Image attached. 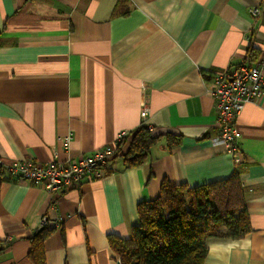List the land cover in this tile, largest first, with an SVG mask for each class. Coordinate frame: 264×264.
I'll list each match as a JSON object with an SVG mask.
<instances>
[{
  "label": "crops",
  "instance_id": "0c3cea01",
  "mask_svg": "<svg viewBox=\"0 0 264 264\" xmlns=\"http://www.w3.org/2000/svg\"><path fill=\"white\" fill-rule=\"evenodd\" d=\"M249 44L264 54V0H0L6 163L75 159L141 125L160 136L142 164L118 158L110 174L53 199L0 166V264H33L44 217L56 228L46 264H122L109 237L132 236L138 203L164 181L200 186L236 170L252 230L209 237L203 264H264V92L238 117L239 162L213 141L212 76L246 63ZM167 133L179 143L168 146Z\"/></svg>",
  "mask_w": 264,
  "mask_h": 264
},
{
  "label": "trees",
  "instance_id": "16d2710c",
  "mask_svg": "<svg viewBox=\"0 0 264 264\" xmlns=\"http://www.w3.org/2000/svg\"><path fill=\"white\" fill-rule=\"evenodd\" d=\"M260 53L249 44L247 64ZM167 145L179 143L180 136L167 133ZM160 136L141 125L118 145L113 159L128 167L142 164ZM112 169L107 170L110 174ZM139 223L130 238L110 236L109 244L122 264H203L207 239L211 236L241 238L251 230L245 189L238 170L228 178L200 186L164 181L160 194L137 205ZM56 228L42 225L30 238L29 258L46 264V241ZM7 245L0 242V253Z\"/></svg>",
  "mask_w": 264,
  "mask_h": 264
},
{
  "label": "built area",
  "instance_id": "2783aa9c",
  "mask_svg": "<svg viewBox=\"0 0 264 264\" xmlns=\"http://www.w3.org/2000/svg\"><path fill=\"white\" fill-rule=\"evenodd\" d=\"M253 17L260 15L258 7H252ZM211 94L217 109L219 132L213 141L222 144L240 161V133L236 127L239 115L247 103L255 102L264 92V54L252 65L247 63L231 66L228 70L216 73L211 79ZM149 108L143 104L142 114L146 116ZM151 130V127H148ZM129 132H120L116 139L106 146L89 154H82L71 160L55 158L46 162L18 159L5 160L0 156V166L6 167L7 177L22 179L46 190L52 199L56 194L68 189L78 188L85 180L98 179L107 175L115 161L117 147L128 136ZM69 137L65 140L68 143ZM46 217L42 224H47ZM59 222H56L58 225Z\"/></svg>",
  "mask_w": 264,
  "mask_h": 264
}]
</instances>
